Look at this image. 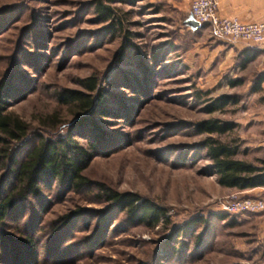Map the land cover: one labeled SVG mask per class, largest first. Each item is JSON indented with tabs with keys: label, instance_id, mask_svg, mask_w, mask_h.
<instances>
[{
	"label": "rangeland",
	"instance_id": "obj_1",
	"mask_svg": "<svg viewBox=\"0 0 264 264\" xmlns=\"http://www.w3.org/2000/svg\"><path fill=\"white\" fill-rule=\"evenodd\" d=\"M99 2L113 7L119 28L101 20ZM186 10V0H0V82L7 79V107L31 126L15 144V156L33 142L35 131L55 136L70 129L78 142L97 144L84 174L137 191L165 206L169 218L152 227L136 224L95 202L85 187L63 192L56 183H41L39 196L17 202L0 221V264H264V209L221 210L219 201L235 188L217 183L201 146L207 133L193 126L210 116L232 119L233 128L210 134L237 141L235 156L255 160L258 149L244 147L242 134L256 124L248 127L244 118L256 110L264 89L250 92L246 81L230 86L224 77L205 88L183 60L197 40ZM91 74L104 110L93 113L94 130L75 125L70 106L54 96L63 86L81 87L80 78ZM196 88L207 96L234 93L238 101L207 112ZM54 111L63 123L40 125ZM80 207V215L56 224ZM195 215L208 221L199 243L194 235L202 222L174 232ZM24 236L32 242H22Z\"/></svg>",
	"mask_w": 264,
	"mask_h": 264
},
{
	"label": "trees",
	"instance_id": "obj_2",
	"mask_svg": "<svg viewBox=\"0 0 264 264\" xmlns=\"http://www.w3.org/2000/svg\"><path fill=\"white\" fill-rule=\"evenodd\" d=\"M97 12L101 20H112L108 27L119 28L117 25H113L114 22L120 23V18L117 17L113 7L99 2ZM188 17L187 24L190 25V28H196L197 24L191 23L190 13ZM128 45L131 46V42L128 41ZM249 51H252L249 56L240 58L241 65H244L253 56L254 51ZM180 65L182 68L186 67L181 59ZM262 79H264V70L256 72L252 76L248 90L250 92L261 91L263 89ZM5 80L7 79L0 82V221L16 208L17 202L30 196H39L41 183H46L49 186L51 183H56L57 188L63 192L67 190L80 191L85 187L88 191L90 190L95 202H106L109 208L123 212V216L136 224L141 223L152 227L159 221H168L165 206L137 191L119 190L101 180H92L84 174L82 170L94 154L97 144L95 140H88L86 144L78 142L70 129H67L63 135L55 136H46L35 131L33 142H29V145L25 146L20 157L15 156V144L21 143L27 137L31 126L29 121L7 107ZM96 81V77L92 74L83 76L79 81L81 87L63 86V88L57 89L54 94L56 102L70 106L76 116L73 121L75 125L84 124L88 126L87 129L90 127L91 130L95 129L93 113H104V110L99 108L102 96L96 86ZM226 81L230 86H233L244 80L242 76L237 75L234 78H227ZM207 94V90L195 89V97L200 98L202 107L207 112L238 101L237 95L230 92L223 91L209 96ZM203 95L204 97H201ZM263 97L264 95L260 96V98ZM40 121V125L43 127L63 123L56 111L49 112ZM193 126L195 131L207 133L202 138L201 146L205 148V155L210 160L208 169L215 174L217 183L240 191L256 185H264V157L257 156L255 160L236 157L237 141H222L210 134V132L223 133L233 128L235 122L232 119L210 116L196 120ZM98 136L102 137V134L99 133ZM245 195L253 194L247 192ZM83 210L84 207H80L67 211L58 217L56 224H67L72 215H80ZM214 215L220 220L226 217L224 213L220 212H214ZM199 222H202L203 229L194 235L195 243H199L208 222L207 217H203V215L190 217L174 232L178 234L184 228H192ZM172 233H168L167 237L169 238ZM21 240L25 243L32 242L30 236H24ZM230 264L242 263L231 262Z\"/></svg>",
	"mask_w": 264,
	"mask_h": 264
},
{
	"label": "crops",
	"instance_id": "obj_3",
	"mask_svg": "<svg viewBox=\"0 0 264 264\" xmlns=\"http://www.w3.org/2000/svg\"><path fill=\"white\" fill-rule=\"evenodd\" d=\"M189 2L190 0H186L187 14H189ZM217 8L219 14L226 16H237L241 20L248 21H264V0H217ZM189 29L190 31H197L195 37L197 40L194 39L192 44L186 48L183 60L189 68L199 72V77H203L205 88L212 87L218 80H223V77L226 80L237 75L242 76L246 84L249 85L252 76L256 72L264 70V42L244 39L232 41L228 37L214 36L208 23L197 24L196 28ZM205 32L208 33L207 38ZM204 37L206 39H203ZM249 50L254 51L253 56L244 65H241L240 58L249 56L252 52ZM261 86L264 89V79L261 81ZM256 100V104H258L256 110L252 114L247 112L244 118L248 127V122L254 121L256 127L254 130L248 128L242 134V138L244 139V147L247 149L257 148L256 156L264 157V97ZM262 189H264V185H256L242 190L256 194V191Z\"/></svg>",
	"mask_w": 264,
	"mask_h": 264
},
{
	"label": "built area",
	"instance_id": "obj_4",
	"mask_svg": "<svg viewBox=\"0 0 264 264\" xmlns=\"http://www.w3.org/2000/svg\"><path fill=\"white\" fill-rule=\"evenodd\" d=\"M191 19L198 24H210L211 32L217 37H228L232 41L244 39L264 42V21L241 20L237 16L219 14L217 0H190ZM240 190H231L219 201L221 210L231 213L264 209V192L253 195L241 194Z\"/></svg>",
	"mask_w": 264,
	"mask_h": 264
},
{
	"label": "water",
	"instance_id": "obj_5",
	"mask_svg": "<svg viewBox=\"0 0 264 264\" xmlns=\"http://www.w3.org/2000/svg\"><path fill=\"white\" fill-rule=\"evenodd\" d=\"M192 22H193L194 24H198V23H197L195 20H193V19L191 20V23H192Z\"/></svg>",
	"mask_w": 264,
	"mask_h": 264
}]
</instances>
